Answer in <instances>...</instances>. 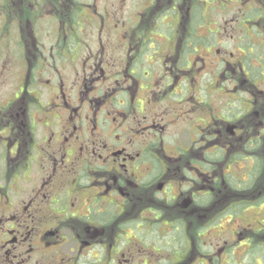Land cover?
I'll return each mask as SVG.
<instances>
[{"label": "flooded vegetation", "instance_id": "obj_1", "mask_svg": "<svg viewBox=\"0 0 264 264\" xmlns=\"http://www.w3.org/2000/svg\"><path fill=\"white\" fill-rule=\"evenodd\" d=\"M16 1L35 16L0 13V264H264L257 0H148L138 44L129 0L121 25L113 0Z\"/></svg>", "mask_w": 264, "mask_h": 264}, {"label": "rangeland", "instance_id": "obj_2", "mask_svg": "<svg viewBox=\"0 0 264 264\" xmlns=\"http://www.w3.org/2000/svg\"><path fill=\"white\" fill-rule=\"evenodd\" d=\"M77 2H79V0H75ZM115 5L114 9H116L118 7V12H115V16H114V22H118V24L121 25L122 22V15H121V11H122V5L120 0H113ZM82 4L83 3H88V0H82L80 1ZM227 6L230 5V7L235 8V4L234 3H229L226 2ZM257 6L264 8V4L262 3L261 0H257ZM82 4L78 3L79 6H81ZM147 9L146 11H143L145 8ZM242 5L240 6L239 9L236 10H230L229 12H226L225 14H219V13H212V17L213 20L208 23V24H203L202 26H220V25H229V26H241L243 24H241V20L240 21H230L229 19L231 17H233V14L236 16H240L241 12H242ZM245 9L248 8V6L244 7ZM153 7H150V2H148V0H129L128 3V27L130 29L129 32V37H132L133 39L130 41L133 44H136L137 41H139V36L140 35H136L135 34V30H137L139 27H144V28H149L150 27V22L152 21V16L154 14V10H152ZM79 11V9H77ZM143 11V17L139 16V13H141ZM66 15H68V11H65ZM224 12V11H223ZM0 13L7 16V15H11L13 13H18L17 16L19 19H24L26 17L31 16H35L34 13L31 12V10L27 7V5L25 4H21L19 2H17L16 0H0ZM83 14V13H82ZM243 15V13H242ZM242 18V17H241ZM226 19L228 24L224 23V20ZM138 23V24H137ZM250 25H254V26H258L259 28H262L264 26V16L260 17H256V19H250L249 22H245L244 21V26H250ZM227 26V27H229ZM82 30H84L82 28ZM94 33V32H93ZM82 37V39L85 41V44H87V50H84V54L87 55L90 51H89V47H93V45L96 46V48L99 50L100 49V44L98 42V40L96 39V36L91 35V34H84L81 33L80 35ZM222 37H225V39L227 40L226 43H228V47L231 46H235L236 42L233 38H237L238 36L234 33L231 34V32H227L226 34L221 35ZM157 41L159 43H164L166 42L163 39V36L158 35V37L156 38ZM107 43L109 45H113L114 43H117V39L116 37H114V39L112 37H109L107 39ZM138 44V43H137ZM222 44L226 45L225 42H223ZM96 50V49H95ZM93 50V51H95ZM207 52V49H205V53ZM8 52H0V79L2 81H7V80H11L12 81V74L11 71L13 72V70L11 69V67L9 66L11 63H9L12 60V56L7 54ZM118 57L120 60V53L118 54ZM84 58V57H83ZM7 65L8 67L4 68L3 64ZM71 71V70H69ZM6 89V86H3L1 88V90ZM263 163V172L262 175H260V178H258V186H263L264 185V162ZM259 209V208H258ZM257 209V210H258Z\"/></svg>", "mask_w": 264, "mask_h": 264}, {"label": "trees", "instance_id": "obj_3", "mask_svg": "<svg viewBox=\"0 0 264 264\" xmlns=\"http://www.w3.org/2000/svg\"><path fill=\"white\" fill-rule=\"evenodd\" d=\"M194 5V4H193ZM193 8H198V7H196V5H194V7ZM245 13H246V11H244ZM249 12V11H248ZM199 13H200V10H195V11H193V22L196 24L197 23V21H196V17H198L199 16ZM249 15H247V16H245L243 19L244 20H246V19H252L254 16H255V14H257V15H259L260 13L259 12H249L248 13ZM239 20V19H238ZM254 27V26H253ZM256 49V51H253L252 50V52L250 53V52H248V55L247 56H249V57H251V58H254L255 57V54L256 55H258V48H255ZM262 52L264 53V48H263V50H262ZM253 73V72H252ZM254 76V75H253ZM262 172H263V163L260 161V158H258V161H257V174H258V176H259V178H260V175H262ZM259 187V186H258Z\"/></svg>", "mask_w": 264, "mask_h": 264}]
</instances>
